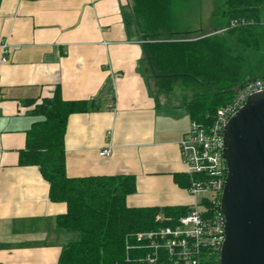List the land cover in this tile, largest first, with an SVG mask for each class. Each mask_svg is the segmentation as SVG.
Segmentation results:
<instances>
[{
	"label": "crops",
	"instance_id": "crops-1",
	"mask_svg": "<svg viewBox=\"0 0 264 264\" xmlns=\"http://www.w3.org/2000/svg\"><path fill=\"white\" fill-rule=\"evenodd\" d=\"M127 0H2L0 5V264H58L80 233L59 227L39 167L20 164L36 106L60 89L88 102L65 135L70 178L133 176L131 208H188L180 142L191 119L164 104ZM9 45L2 61V44ZM109 146V156L100 153Z\"/></svg>",
	"mask_w": 264,
	"mask_h": 264
},
{
	"label": "trees",
	"instance_id": "trees-1",
	"mask_svg": "<svg viewBox=\"0 0 264 264\" xmlns=\"http://www.w3.org/2000/svg\"><path fill=\"white\" fill-rule=\"evenodd\" d=\"M0 0V5H1ZM190 2V0H189ZM131 21L144 41L145 60L154 73L157 95H171L178 86L193 89L185 102L191 121L209 125L218 110L232 103L240 89L264 79V0H219L209 28H195L178 0H134ZM194 9V8H193ZM177 87V88H176ZM88 102L54 96L37 105L20 164L37 166L50 185V199L67 205L59 227L80 233L64 247L58 264H132L128 249L138 232L159 229L187 214V208H131L133 176L70 178L66 173L65 135L71 115L84 113ZM185 185L189 186V178ZM173 222L158 221L159 214ZM140 254V253H139Z\"/></svg>",
	"mask_w": 264,
	"mask_h": 264
},
{
	"label": "built area",
	"instance_id": "built-area-1",
	"mask_svg": "<svg viewBox=\"0 0 264 264\" xmlns=\"http://www.w3.org/2000/svg\"><path fill=\"white\" fill-rule=\"evenodd\" d=\"M1 48L2 61L6 62L8 43H3ZM263 92L264 79L250 81L242 86L232 103L218 110L211 124L191 121L180 142V152L189 178L187 190L194 201L187 208V214L175 223L133 235L131 238L136 243H127V247L138 252V256L129 258V263L221 264V251L226 240L222 196L228 177L224 157L225 127L250 96ZM111 152L109 146L100 156H109ZM157 220L173 222L162 213Z\"/></svg>",
	"mask_w": 264,
	"mask_h": 264
},
{
	"label": "water",
	"instance_id": "water-1",
	"mask_svg": "<svg viewBox=\"0 0 264 264\" xmlns=\"http://www.w3.org/2000/svg\"><path fill=\"white\" fill-rule=\"evenodd\" d=\"M221 264H264V92L250 96L224 132Z\"/></svg>",
	"mask_w": 264,
	"mask_h": 264
},
{
	"label": "rangeland",
	"instance_id": "rangeland-1",
	"mask_svg": "<svg viewBox=\"0 0 264 264\" xmlns=\"http://www.w3.org/2000/svg\"><path fill=\"white\" fill-rule=\"evenodd\" d=\"M180 3L181 1L185 2L184 8L179 9V13L186 14V11L192 9L191 15L186 17L187 19L190 18L191 21H194V27L199 28L200 25L204 24V28H209V19L212 13L218 11V5H220L219 0H178ZM127 5L129 8V16L132 17L133 8H135L134 0H127ZM194 8V9H193ZM183 15V14H182ZM184 16V15H183ZM201 28V27H200ZM177 88V87H176ZM157 92V91H156ZM193 89H184L178 86L176 91H174L171 95H157L159 100L163 101L164 104H170L172 106H182L185 108V102L189 101L193 97Z\"/></svg>",
	"mask_w": 264,
	"mask_h": 264
}]
</instances>
